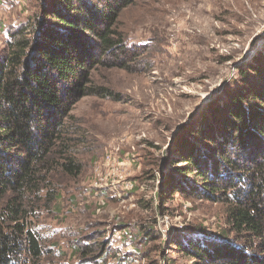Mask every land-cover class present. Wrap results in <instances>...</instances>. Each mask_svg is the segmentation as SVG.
<instances>
[{
	"label": "trees",
	"instance_id": "16d2710c",
	"mask_svg": "<svg viewBox=\"0 0 264 264\" xmlns=\"http://www.w3.org/2000/svg\"><path fill=\"white\" fill-rule=\"evenodd\" d=\"M135 1L35 0L34 15L7 33L0 52V264L52 263L56 245L36 223L60 212V185L83 171L71 112L83 97H111L93 85L92 72L124 69L119 55L139 50L128 48L118 30ZM237 83L222 107L208 104L197 128L188 122L178 129L173 166L161 174L165 201L179 195L222 210L223 230L172 241L188 264H264V54ZM156 228L141 225L145 240H156ZM77 231L73 237L81 236ZM98 238L73 240L79 264L129 261Z\"/></svg>",
	"mask_w": 264,
	"mask_h": 264
},
{
	"label": "rangeland",
	"instance_id": "374dc122",
	"mask_svg": "<svg viewBox=\"0 0 264 264\" xmlns=\"http://www.w3.org/2000/svg\"><path fill=\"white\" fill-rule=\"evenodd\" d=\"M35 4L0 0V52L7 33L34 15ZM118 30L128 48L139 50L119 55L124 69L105 65L92 72L93 85L112 95L83 97L75 104L74 154L83 171L60 185V212L43 214L36 224L47 244L56 245L51 264H79L71 254L73 240L81 243L98 234L101 242L116 226L132 233L120 247L126 264L133 251L141 264H188L172 241L201 229L223 230L222 210L179 195L165 201L161 174L173 166L171 144L178 129L188 122L197 128L208 104L222 107L240 72L264 54V0H136L122 12ZM110 151L128 165L122 174L135 183L121 198L89 193L104 174L103 156ZM141 225H156V240H145ZM77 230L81 236L73 237ZM118 263L116 257L107 264Z\"/></svg>",
	"mask_w": 264,
	"mask_h": 264
},
{
	"label": "built area",
	"instance_id": "2783aa9c",
	"mask_svg": "<svg viewBox=\"0 0 264 264\" xmlns=\"http://www.w3.org/2000/svg\"><path fill=\"white\" fill-rule=\"evenodd\" d=\"M104 174H99L96 177L95 184L91 187L94 192L89 193L108 194L112 198H121L123 192H130L135 183L132 179L128 178L127 175H123L122 172L128 166L122 160H119L117 153L114 151L107 152L104 156ZM127 172V171H126ZM107 241L112 251H120V247L123 246L127 238H130V234L126 229H120L118 226L113 227L107 232ZM131 264H141V256L138 253H132ZM123 264H126L123 263Z\"/></svg>",
	"mask_w": 264,
	"mask_h": 264
}]
</instances>
